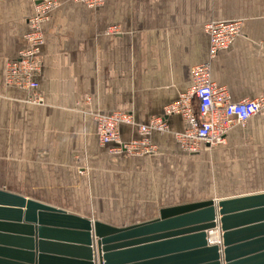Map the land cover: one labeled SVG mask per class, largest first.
Listing matches in <instances>:
<instances>
[{
  "label": "crops",
  "instance_id": "0c3cea01",
  "mask_svg": "<svg viewBox=\"0 0 264 264\" xmlns=\"http://www.w3.org/2000/svg\"><path fill=\"white\" fill-rule=\"evenodd\" d=\"M58 2L43 25L39 90L30 92L7 85L6 67L28 47L37 0H0V190L118 228L167 207L264 195V110L232 128L225 145L194 155L176 139L186 129L181 115L151 134L159 149L151 156L111 153L94 119L127 112L148 125L191 90L194 67L206 63L231 102L264 97V0ZM231 21L242 22L241 36L212 57L206 25ZM120 131L124 142L142 138L136 126ZM14 232L0 229L28 236ZM14 238L3 246L22 251L26 242Z\"/></svg>",
  "mask_w": 264,
  "mask_h": 264
},
{
  "label": "water",
  "instance_id": "95a60500",
  "mask_svg": "<svg viewBox=\"0 0 264 264\" xmlns=\"http://www.w3.org/2000/svg\"><path fill=\"white\" fill-rule=\"evenodd\" d=\"M4 227L28 236L0 234V264H264V195L167 207L154 220L118 228L0 190ZM217 228L222 247L208 242ZM3 238L26 242L24 249L5 248ZM52 249L72 257L51 256Z\"/></svg>",
  "mask_w": 264,
  "mask_h": 264
},
{
  "label": "built area",
  "instance_id": "2783aa9c",
  "mask_svg": "<svg viewBox=\"0 0 264 264\" xmlns=\"http://www.w3.org/2000/svg\"><path fill=\"white\" fill-rule=\"evenodd\" d=\"M89 8H97L105 0H76ZM59 6L58 0H37L34 15L29 19L27 34L28 47L19 58L7 64L6 83L9 86L37 92L39 83L36 76L41 72V49L44 45L43 25L50 14ZM243 31L241 21L212 22L206 25L210 38V53L215 57L220 51L227 49ZM118 29L111 27L108 34H116ZM193 86L191 90L180 97L177 102L165 108L164 116L154 118L148 125L136 123L132 114L113 112L94 115L97 132L102 146H112L113 154H129L151 156L159 153L158 147L150 140L153 132L169 130L167 117L181 115L186 122V129L176 134L177 142L185 154L194 155L203 146L210 148L226 144L228 133L235 126H245L254 116L264 110V97L246 99L241 102H231L228 90L217 86L211 79V65L200 64L193 69ZM30 102L38 103L37 97H31ZM132 125L138 128L142 138L124 142L121 137V126ZM211 233L217 237L212 241ZM209 245L222 247V231L217 228L208 232ZM213 239V238H212Z\"/></svg>",
  "mask_w": 264,
  "mask_h": 264
},
{
  "label": "bare ground",
  "instance_id": "6f19581e",
  "mask_svg": "<svg viewBox=\"0 0 264 264\" xmlns=\"http://www.w3.org/2000/svg\"><path fill=\"white\" fill-rule=\"evenodd\" d=\"M216 237H217L216 234L211 233L210 239H211L212 241H214V239H215ZM212 238H213V239H212Z\"/></svg>",
  "mask_w": 264,
  "mask_h": 264
}]
</instances>
